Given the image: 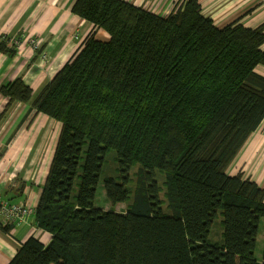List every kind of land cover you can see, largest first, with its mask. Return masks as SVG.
Wrapping results in <instances>:
<instances>
[{
	"label": "trees",
	"instance_id": "16d2710c",
	"mask_svg": "<svg viewBox=\"0 0 264 264\" xmlns=\"http://www.w3.org/2000/svg\"><path fill=\"white\" fill-rule=\"evenodd\" d=\"M71 12L93 30L31 104L61 125L32 214L50 241L29 237L8 264H264V189L227 174L264 119V22L217 27L197 0L166 15L124 0H75ZM10 41L0 52L15 54ZM0 95L9 108L32 91L17 79ZM108 151L116 177L101 178ZM99 183L110 209L95 206Z\"/></svg>",
	"mask_w": 264,
	"mask_h": 264
},
{
	"label": "crops",
	"instance_id": "0c3cea01",
	"mask_svg": "<svg viewBox=\"0 0 264 264\" xmlns=\"http://www.w3.org/2000/svg\"><path fill=\"white\" fill-rule=\"evenodd\" d=\"M74 2L0 0V36L19 42L15 54L0 52V88L20 79L32 91L28 103L16 102L9 108L8 100L0 95V198L9 203L35 209L48 173L61 125L43 114L35 115L31 104L93 30L71 12ZM132 4L146 8L141 1ZM158 4L152 12L160 11L162 3ZM94 31L97 39L108 40L104 31ZM238 172L264 189V119L227 169L228 175ZM31 236L43 245L50 241L48 233L35 227L33 215L9 233L0 229V264H8ZM261 236L258 233L256 241Z\"/></svg>",
	"mask_w": 264,
	"mask_h": 264
},
{
	"label": "rangeland",
	"instance_id": "374dc122",
	"mask_svg": "<svg viewBox=\"0 0 264 264\" xmlns=\"http://www.w3.org/2000/svg\"><path fill=\"white\" fill-rule=\"evenodd\" d=\"M132 3H143L144 9L152 12L155 3H162V7L157 14L166 15L178 2V0H129ZM147 1V2H146ZM200 5V12L204 17H209L213 20L215 25L224 26L232 22L241 23L246 27H256L259 24L264 22V0H197ZM167 3V4H166ZM148 6V7H147ZM165 6V7H164ZM156 7V6H155ZM154 12V11H153ZM156 12V11H155ZM257 71L262 74L261 67H257ZM114 152L108 151L104 156V161L102 165L101 178L106 176L116 177V165L113 163ZM137 165L131 168L130 174L131 177H135ZM133 175V176H132ZM162 180V177L159 178V182ZM132 186V183L129 185ZM163 193L160 194V199L163 201ZM164 202V201H163ZM95 206L103 209H110V204L106 202L104 191L102 185L99 183L96 188L95 196ZM116 212H124L126 209L125 203H119L113 208ZM163 211L167 214L170 212L166 209V204L162 207ZM259 233L262 234L260 239H258L255 249L256 258L260 259L261 251L263 247V238H264V219H261L259 224ZM222 235V216L218 214L213 222L210 232V241L220 243ZM212 242V243H213Z\"/></svg>",
	"mask_w": 264,
	"mask_h": 264
},
{
	"label": "built area",
	"instance_id": "2783aa9c",
	"mask_svg": "<svg viewBox=\"0 0 264 264\" xmlns=\"http://www.w3.org/2000/svg\"><path fill=\"white\" fill-rule=\"evenodd\" d=\"M14 44L15 47L19 45V42L13 40L10 45ZM32 44H36V41H32ZM37 48V47H35ZM34 209L31 206L22 203H9L0 198V224H20L26 223L27 219L33 214Z\"/></svg>",
	"mask_w": 264,
	"mask_h": 264
}]
</instances>
